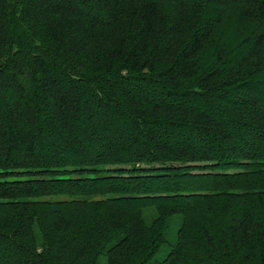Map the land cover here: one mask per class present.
Wrapping results in <instances>:
<instances>
[{
    "label": "trees",
    "instance_id": "trees-1",
    "mask_svg": "<svg viewBox=\"0 0 264 264\" xmlns=\"http://www.w3.org/2000/svg\"><path fill=\"white\" fill-rule=\"evenodd\" d=\"M263 106L264 0H0V264H264Z\"/></svg>",
    "mask_w": 264,
    "mask_h": 264
},
{
    "label": "rangeland",
    "instance_id": "rangeland-1",
    "mask_svg": "<svg viewBox=\"0 0 264 264\" xmlns=\"http://www.w3.org/2000/svg\"><path fill=\"white\" fill-rule=\"evenodd\" d=\"M13 94H16V92H15V89L14 88H12L11 90H10ZM65 92V91H64ZM137 93L138 92V90H136V88H133V93ZM157 93V92H156ZM156 93L155 94H151V95H156ZM86 96H83L82 97V99H84ZM81 101H83V100H81ZM247 107H248V105H247ZM264 107V106H263ZM262 107V108H263ZM249 108V107H248ZM95 110V109H94ZM99 114V109H98V111L95 113V114ZM110 119L108 118V117H106L105 115H101V117H100V119L98 118V120H97V123H98V128H96V132H98V134H100V138H99V141L101 142V143H103L106 139H109V138H111V137H113L114 136V134L113 135H110V134H108L109 133V130H108V128L110 129L111 128V123H110V121H109ZM86 131H85V129L84 130H82V133H85ZM161 135V134H160ZM162 137H166V138H168L167 137V135H164V136H162ZM197 141H201V138H198V139H196ZM188 142L192 145V146H196V145H194V144H197V142H195V143H191V141H189L188 140ZM187 142V143H188ZM245 143H247V141L246 142H244V151L245 152H250L251 150H252V143L251 144H249V146L248 145H246ZM204 145H208V147L211 149V151H212V149L214 150V148H211V146H210V144H208V143H205ZM249 147V148H248ZM92 150H96V147H93L92 148ZM64 156L66 155V153H64L63 154ZM0 250L2 251L3 249L2 248H0ZM156 258H158L157 256H156ZM2 261H3V263H6V262H8L9 261V259H8V257L7 256H3V258H2Z\"/></svg>",
    "mask_w": 264,
    "mask_h": 264
}]
</instances>
